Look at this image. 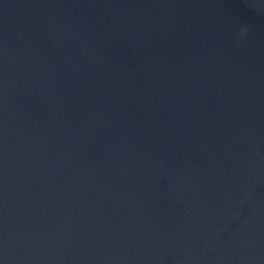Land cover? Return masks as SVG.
I'll return each mask as SVG.
<instances>
[{
    "label": "water",
    "instance_id": "obj_1",
    "mask_svg": "<svg viewBox=\"0 0 264 264\" xmlns=\"http://www.w3.org/2000/svg\"><path fill=\"white\" fill-rule=\"evenodd\" d=\"M0 264H264V0H0Z\"/></svg>",
    "mask_w": 264,
    "mask_h": 264
},
{
    "label": "clouds",
    "instance_id": "obj_2",
    "mask_svg": "<svg viewBox=\"0 0 264 264\" xmlns=\"http://www.w3.org/2000/svg\"><path fill=\"white\" fill-rule=\"evenodd\" d=\"M249 31L250 29L246 25L239 28L237 42L241 47L246 45L247 41L244 38L249 34Z\"/></svg>",
    "mask_w": 264,
    "mask_h": 264
}]
</instances>
